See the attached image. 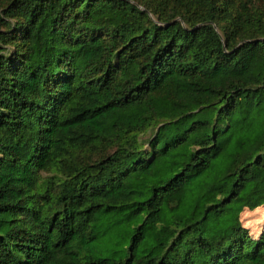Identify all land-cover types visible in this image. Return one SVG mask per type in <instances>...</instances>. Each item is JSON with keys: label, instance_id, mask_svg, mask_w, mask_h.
Here are the masks:
<instances>
[{"label": "trees", "instance_id": "trees-1", "mask_svg": "<svg viewBox=\"0 0 264 264\" xmlns=\"http://www.w3.org/2000/svg\"><path fill=\"white\" fill-rule=\"evenodd\" d=\"M264 0H0V264H264Z\"/></svg>", "mask_w": 264, "mask_h": 264}, {"label": "rangeland", "instance_id": "rangeland-1", "mask_svg": "<svg viewBox=\"0 0 264 264\" xmlns=\"http://www.w3.org/2000/svg\"><path fill=\"white\" fill-rule=\"evenodd\" d=\"M241 223L248 228L253 238H256L264 225V206L259 207L255 212L245 210L242 213Z\"/></svg>", "mask_w": 264, "mask_h": 264}]
</instances>
